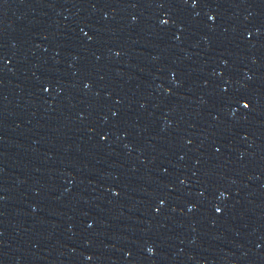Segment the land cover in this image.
<instances>
[{
  "label": "water",
  "instance_id": "obj_1",
  "mask_svg": "<svg viewBox=\"0 0 264 264\" xmlns=\"http://www.w3.org/2000/svg\"><path fill=\"white\" fill-rule=\"evenodd\" d=\"M0 264H264V0H0Z\"/></svg>",
  "mask_w": 264,
  "mask_h": 264
}]
</instances>
